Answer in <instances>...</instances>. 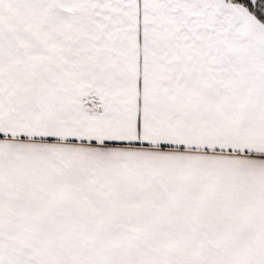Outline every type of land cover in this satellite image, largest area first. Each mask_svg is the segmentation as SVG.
I'll return each instance as SVG.
<instances>
[{
    "label": "snow or ice",
    "instance_id": "6c2138e0",
    "mask_svg": "<svg viewBox=\"0 0 264 264\" xmlns=\"http://www.w3.org/2000/svg\"><path fill=\"white\" fill-rule=\"evenodd\" d=\"M0 264H264V0H0Z\"/></svg>",
    "mask_w": 264,
    "mask_h": 264
}]
</instances>
